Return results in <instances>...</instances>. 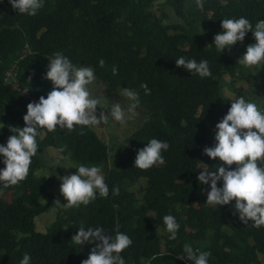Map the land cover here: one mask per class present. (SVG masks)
<instances>
[{"label":"trees","instance_id":"16d2710c","mask_svg":"<svg viewBox=\"0 0 264 264\" xmlns=\"http://www.w3.org/2000/svg\"><path fill=\"white\" fill-rule=\"evenodd\" d=\"M163 5L178 21L165 22L168 13H156L149 0H44L35 16L20 14L9 0H0V144L12 135L9 126H25L29 100L24 91L38 102L52 90L51 81L43 77L48 58L58 51L74 65L92 67L109 90H136L138 107L146 112L113 154L115 166L107 143L92 126L37 129L38 151L27 178L9 187L0 182V264H20L25 253L30 264H81L98 243L75 245L71 237L81 226L103 227L112 236L117 230L127 234L132 244L120 254L125 264H193L183 258L186 243L211 252L208 264H264V226L244 224L234 214V200L228 205L206 204L210 183L197 180L201 163L210 171L221 163L203 149L214 146L215 125L233 100L225 96L224 77L230 76L235 91L239 79L251 76L233 51L243 55L247 45L255 43L249 31L243 42L220 52L214 36L222 31L225 18L243 16L255 26L264 19V0H204L203 7L195 0H164ZM181 56L207 60L212 75L201 78L177 67L175 59ZM101 58L104 67L99 66ZM9 71L14 79L8 83ZM141 84H147L150 94ZM237 92L234 99L243 96L240 89ZM151 138L167 141L170 147L162 152L163 164L141 170L134 166L137 150ZM52 148L82 165H103L109 195L97 193L71 216L59 212L43 232L36 218L50 208L43 198L52 200L49 189L57 180L37 171L46 167L42 155ZM3 159L0 154V169L5 167ZM141 178L147 182L139 197L130 188ZM222 184L217 182L218 187ZM114 186L119 195H113ZM169 214L179 224L175 240H169L171 233L163 222Z\"/></svg>","mask_w":264,"mask_h":264},{"label":"clouds","instance_id":"9594fccd","mask_svg":"<svg viewBox=\"0 0 264 264\" xmlns=\"http://www.w3.org/2000/svg\"><path fill=\"white\" fill-rule=\"evenodd\" d=\"M9 2L16 12L29 16H35L44 6V0ZM195 2L197 7H203L204 0ZM221 28L222 31L214 36V45L218 51L223 52L226 47L230 49L238 41L243 42L246 34L251 31L255 43L247 45L238 62L244 67L256 66L260 69L264 66V19H259L253 26L243 16L238 19L225 18L221 21ZM48 60L43 78L51 81L52 90L48 92L47 98L42 95L38 102L27 104V113L23 116L25 126H9L12 135L6 144H0V154L4 157L5 165L0 169V182H3L4 187L17 185L29 175L32 158L38 151V128H46L50 132H55L57 127L72 131L76 125L107 124L109 116L123 124L126 117L135 119L138 115V92L123 87L122 95L129 101L127 109L120 103H114L107 115L101 110L97 117V106L101 101L92 97L88 89V85L96 79L95 70L90 66L74 65L59 51ZM98 63L104 67L105 60L101 58ZM175 63L177 67H183L201 78L212 75L207 60L197 62L194 58L181 56L175 59ZM112 73L118 74L116 66H113ZM141 87L146 95L150 94L147 84H141ZM214 139V146H205L203 153L213 159L218 157L221 163L216 171L203 168L197 176L201 185L210 183L206 204L228 205L234 200V214L238 213L244 224L252 221L256 228L264 226V110L243 96L233 99L226 115L215 125ZM169 147L167 141L151 138L144 147L137 150L134 166L147 170L157 163L163 164L162 152ZM233 164L235 168L231 167ZM74 167L77 169L75 173L58 177L62 181L60 194L67 201L63 203L65 210L78 208L81 204L88 205L97 198V193L100 197H108L109 187L102 173L103 165L88 167L81 164ZM221 180L223 184L218 187L217 182ZM112 192L113 195H119V187L114 186ZM55 203H60L59 199ZM163 222L171 233L169 240H175L179 229L175 217L165 215ZM71 241L77 246L98 241L81 264H125L120 254L132 244L131 238L118 230L112 236L107 235L103 227H89L85 230L83 226L71 237ZM183 253V258L193 264H208L211 256V252L194 250L187 243L183 246ZM30 259V255L25 253L20 264H30ZM152 259H156V256Z\"/></svg>","mask_w":264,"mask_h":264},{"label":"rangeland","instance_id":"374dc122","mask_svg":"<svg viewBox=\"0 0 264 264\" xmlns=\"http://www.w3.org/2000/svg\"><path fill=\"white\" fill-rule=\"evenodd\" d=\"M149 1L151 3V8L156 13L160 14L163 10L168 13L169 16L164 19L165 22L178 21V18L174 14L173 10L168 6L163 5L164 0ZM233 54L238 59L242 56L238 50L233 51ZM244 71L246 74L251 73V76L249 79H239L234 84L236 87L235 91L230 88V76L226 75L224 77L225 96L234 99L239 95L237 91L238 89H240L243 97L246 100L255 102L261 110H264V66H262L260 69H257L256 66L244 67ZM13 79V72L9 71L7 73L6 80L9 83L12 82ZM88 89L92 97L98 98L101 101L100 105L97 106V117H99V113L101 110L104 111V113L107 115L112 104L114 103H120L125 110L128 107L129 101L122 95L123 87L117 90H109L104 82L96 78L90 85H88ZM25 93V96L28 98L29 102L36 101L31 94H29L28 92ZM136 112L138 113V115L135 119H127L126 117V122L123 124L115 121L111 116H109L107 124L102 123L100 125L92 126L97 134L107 143L111 155L110 163L112 166H115L116 162L115 159L112 158L113 154L116 152L119 146L126 144L127 137L130 136V134L139 127L146 115L144 109L140 107L136 108ZM42 158L46 163V167L39 169L37 171V175L52 174L57 180L55 186L49 189V191L53 195L52 200L49 197L43 198L45 202L50 203V208L48 209V211L40 214V216L36 218L37 229L44 232L46 231L47 227L55 221L59 212L63 213L64 215L71 216L82 205L81 204L78 208L73 207L65 210L63 203H66L67 201L60 194V184L62 183V181L58 178L66 174L75 173L77 169L74 166H79L81 164L71 160L69 156L63 155L61 151L55 148L48 149L47 152L42 155ZM205 167V163H201L199 166L200 169H203ZM146 182V178H141V180L138 183L133 184L130 189L132 191H135L137 195L141 197L142 193L140 192V188L144 186ZM10 197L12 198L13 195L11 194ZM57 199H59L60 201V203L58 204L55 203ZM151 216H153V214H151ZM260 258L264 259L263 256H260Z\"/></svg>","mask_w":264,"mask_h":264},{"label":"bare ground","instance_id":"6f19581e","mask_svg":"<svg viewBox=\"0 0 264 264\" xmlns=\"http://www.w3.org/2000/svg\"><path fill=\"white\" fill-rule=\"evenodd\" d=\"M144 186H145V185H144ZM142 187H143V186H142ZM142 187H141V188H142ZM141 188H140V192H141Z\"/></svg>","mask_w":264,"mask_h":264}]
</instances>
